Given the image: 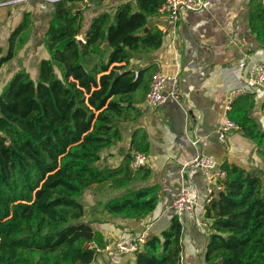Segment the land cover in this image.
<instances>
[{
  "label": "trees",
  "instance_id": "1",
  "mask_svg": "<svg viewBox=\"0 0 264 264\" xmlns=\"http://www.w3.org/2000/svg\"><path fill=\"white\" fill-rule=\"evenodd\" d=\"M78 1H20L32 4L24 8L7 47L0 46L2 67L28 43L32 5L40 7L47 29L39 44L48 56L39 60L35 77L21 66L0 90V264L93 263L107 245L83 203L96 184L117 191L103 204L112 217L138 221L161 203L160 183L133 185L151 175L148 166L131 167L134 152H149L145 132L133 131L117 166L103 154L143 114L139 105L157 66L136 68L134 61L162 46L165 31L148 25L165 0L125 1L90 20L87 12L98 6L81 8ZM247 6L248 27L264 48V0H247ZM106 42L111 51L103 47ZM257 103L264 112V98L244 93L227 110L254 143L262 165L228 160L220 165L226 175L205 206L209 234L203 264H264V127L254 114ZM183 232L174 211L161 231L150 230L134 252L135 264H184Z\"/></svg>",
  "mask_w": 264,
  "mask_h": 264
},
{
  "label": "crops",
  "instance_id": "2",
  "mask_svg": "<svg viewBox=\"0 0 264 264\" xmlns=\"http://www.w3.org/2000/svg\"><path fill=\"white\" fill-rule=\"evenodd\" d=\"M99 1L90 4L98 8L87 12L89 20L97 12L112 11L115 6L129 0ZM209 1L207 9L185 10L176 22L170 21L163 13L149 19L148 27L157 25L166 29L163 43L149 56H137L134 64L140 68L154 63L156 71L175 76L165 87L167 94L175 88V97L169 96V100L156 109L146 107L143 101L139 105L143 112L141 118L136 123H128L123 139L106 150L103 156L106 162L117 166L123 153L130 148L133 131L139 128V135L145 132L150 142L147 154L151 175L146 180H136L133 185L160 183L161 203L157 212L138 221L112 217L106 214L103 204L117 191L107 183L98 184L104 186L101 195L109 197L107 200H101V197L92 199L95 191L91 187L89 218L87 213L86 218L94 221L93 225L107 239L106 247L91 264H135L134 252L118 253L113 241L136 236L146 228L161 231L174 214L172 202L182 186H186L199 203L196 211L186 212L180 217L184 231L183 262L203 264L209 228L201 226L199 221L205 220V199L210 184L203 170L193 166L197 150L213 156L220 165L225 160L246 167L252 163L262 165L254 151V143L239 129L232 128L226 132V143L219 141L217 131L229 119L228 96L235 81L233 67L245 59L246 74L254 61L264 63V48L248 27L247 0ZM32 8L35 21L30 39L10 63L0 67V90L21 66H26L35 77L39 60L48 56L45 46L39 44L47 29L46 17L41 14L40 7ZM23 10L22 5L15 6V10L13 5L0 7V46L7 47V39L21 21ZM254 114L258 115L264 127L260 103L256 104ZM194 140L198 142L196 145Z\"/></svg>",
  "mask_w": 264,
  "mask_h": 264
},
{
  "label": "built area",
  "instance_id": "3",
  "mask_svg": "<svg viewBox=\"0 0 264 264\" xmlns=\"http://www.w3.org/2000/svg\"><path fill=\"white\" fill-rule=\"evenodd\" d=\"M16 2L19 1H0V7ZM209 6V0H165L160 8V11L165 14L170 21L176 22L179 19L180 14L185 10L201 11L207 9ZM162 29L166 32L165 28L162 27ZM245 67V59L239 60V63L233 67L235 81L233 82L234 85L228 96L229 107L234 98L244 93H255L258 98H264V63L261 61H254L246 74L244 73ZM136 76H138V71H136ZM174 78L175 76H170L160 70L154 72L144 100L146 107L156 109L165 104L169 100V96L175 97V88H173L170 93H165L166 85ZM232 128L238 129V125L231 119H227L220 125L217 131L220 142H227L226 132ZM197 143V141H193V144L196 145ZM148 164L149 156L147 153L140 151L133 153L131 167L134 170L146 167ZM193 166L202 169L209 181L210 186L208 187V193L205 199V204H208L214 199L215 191L219 187L217 180L223 178L226 175V171L220 168V164L213 156L204 154L200 149L197 150V155L193 160ZM198 206L199 203L193 196H191V193L186 186L181 187L179 193L174 197L172 202L174 211H176L180 217L186 212L190 213L196 211ZM199 224L206 228L209 227V222L206 220L199 221ZM149 232V229L146 228L138 236H129L128 238L113 241L112 244L114 245L116 251L120 254L135 252L141 249Z\"/></svg>",
  "mask_w": 264,
  "mask_h": 264
},
{
  "label": "rangeland",
  "instance_id": "4",
  "mask_svg": "<svg viewBox=\"0 0 264 264\" xmlns=\"http://www.w3.org/2000/svg\"><path fill=\"white\" fill-rule=\"evenodd\" d=\"M1 1V0H0ZM97 1L98 0H79L78 2H77V4H79V7H81V8H86V9H89V5L90 4H96L97 3ZM22 2H18V3H16V5L15 6H17L18 4H21ZM30 4H32V3H28V4H21V5H23V8H26V7H29V5ZM15 6H14V10H15ZM25 6V7H24ZM33 6V5H32ZM3 8V7H2ZM11 12V11H10ZM169 86V85H168ZM258 160V159H257ZM92 187H94V195H93V197H92V199H96V197H101L102 199L101 200H107V198L109 197H107V195L106 194H102L101 195V190H103V188H104V186L103 185H94V186H92ZM96 188V189H95ZM89 189L85 192V195H84V197H83V203H84V205H85V210H86V213H87V215H88V218H89V205H90V195H89Z\"/></svg>",
  "mask_w": 264,
  "mask_h": 264
},
{
  "label": "water",
  "instance_id": "5",
  "mask_svg": "<svg viewBox=\"0 0 264 264\" xmlns=\"http://www.w3.org/2000/svg\"><path fill=\"white\" fill-rule=\"evenodd\" d=\"M17 1H20V0H17ZM80 40H83V38H80ZM103 47L106 49V50H108V51H111V46L109 45V43H104L103 44ZM0 116H1V114H0Z\"/></svg>",
  "mask_w": 264,
  "mask_h": 264
}]
</instances>
